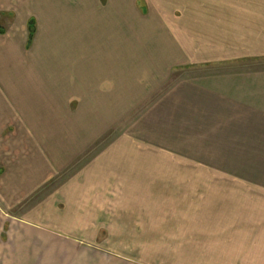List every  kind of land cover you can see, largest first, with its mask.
<instances>
[{"label":"crops","instance_id":"obj_1","mask_svg":"<svg viewBox=\"0 0 264 264\" xmlns=\"http://www.w3.org/2000/svg\"><path fill=\"white\" fill-rule=\"evenodd\" d=\"M181 70L260 131L243 169L135 138L90 151ZM1 130L18 138L0 140V245L32 250L0 264H264V0H0Z\"/></svg>","mask_w":264,"mask_h":264},{"label":"rangeland","instance_id":"obj_2","mask_svg":"<svg viewBox=\"0 0 264 264\" xmlns=\"http://www.w3.org/2000/svg\"><path fill=\"white\" fill-rule=\"evenodd\" d=\"M30 47L31 45L27 46V49ZM200 73L202 72L199 70L191 75L186 70L175 72L170 81L152 92L150 97L139 99L130 108L131 112L129 114H119L115 124H111L106 130L99 131L102 135L101 140H98L100 142L96 143L90 151L98 152L105 149L106 146L104 145L114 138H135L159 144L160 149H163L165 153L192 155L204 165L212 167V169L238 170L240 166L243 169L242 164H238L237 161L238 156L246 155L244 152L246 149L238 145L244 142V138L249 137L247 139L250 140L255 134V138H257L260 131H255L254 134L253 130H237V126L241 122H237L238 117L236 115L228 116L230 119L228 123H225L219 113V108L208 110L202 107L204 106L202 100L204 96L196 87L197 85L190 83V80L194 81V79L199 80L205 77ZM195 103H199V105H194ZM70 105V109L76 112V101L74 100ZM85 117L87 121L89 116ZM106 117L107 115H101L99 118L103 121ZM5 124L4 121V126ZM15 133L14 130H1L0 140L7 143L15 141L12 140V138H18ZM38 133L41 134L42 132ZM39 139L38 137L37 140ZM22 159L21 156L20 161ZM8 162H10L9 166L16 165L18 167L19 156H15L14 159L8 160ZM78 166L79 164H76V167ZM2 168L3 165L0 162V169ZM76 169L74 168L73 171ZM61 180L54 179L48 184L46 190L34 194L35 197H44L45 200H49L51 196L53 198L60 189ZM28 203L29 201L26 202V206H28ZM2 225L3 220L0 219V234L2 233ZM12 250L25 252L32 250V248L30 249L27 244L21 245L19 248L0 245V262L8 261L7 253L12 252ZM51 261L48 260V263H51ZM31 263L32 260L28 258L21 257L18 259V264Z\"/></svg>","mask_w":264,"mask_h":264},{"label":"trees","instance_id":"obj_3","mask_svg":"<svg viewBox=\"0 0 264 264\" xmlns=\"http://www.w3.org/2000/svg\"><path fill=\"white\" fill-rule=\"evenodd\" d=\"M34 34H35V27L34 24H31V30H30V40H29V44L28 47L31 45L33 38H34Z\"/></svg>","mask_w":264,"mask_h":264}]
</instances>
